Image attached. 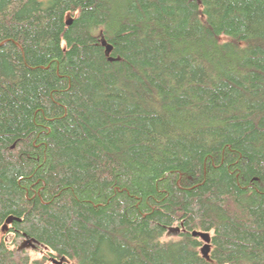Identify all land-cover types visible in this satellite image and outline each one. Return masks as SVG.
I'll return each mask as SVG.
<instances>
[{
  "label": "trees",
  "instance_id": "1",
  "mask_svg": "<svg viewBox=\"0 0 264 264\" xmlns=\"http://www.w3.org/2000/svg\"><path fill=\"white\" fill-rule=\"evenodd\" d=\"M60 257L264 264V0H0V264Z\"/></svg>",
  "mask_w": 264,
  "mask_h": 264
},
{
  "label": "water",
  "instance_id": "2",
  "mask_svg": "<svg viewBox=\"0 0 264 264\" xmlns=\"http://www.w3.org/2000/svg\"><path fill=\"white\" fill-rule=\"evenodd\" d=\"M100 41H101V44L105 47V53L106 54H109V52L111 51V47L110 45H108L104 39L103 36L100 37ZM113 58H110V60H112ZM191 234L193 236H197V237H200L203 241H204V244L202 245L201 247V253L204 257H207L208 256V252H209V234L206 233V232H200V231H192ZM38 246H43L42 244H40V242L38 240H36L35 238H23L19 244L17 245V251H21L23 248H36ZM16 251V252H17ZM53 264H67L68 261L66 258L64 257H60L59 259H54V258H51L50 260Z\"/></svg>",
  "mask_w": 264,
  "mask_h": 264
},
{
  "label": "rangeland",
  "instance_id": "3",
  "mask_svg": "<svg viewBox=\"0 0 264 264\" xmlns=\"http://www.w3.org/2000/svg\"><path fill=\"white\" fill-rule=\"evenodd\" d=\"M43 1H47V0H43ZM175 234H177V233L176 232H168V234H166L165 237L174 236ZM24 251H27L32 257H36V256L41 254V252L35 250V248L29 247V248H23L21 251H17L16 255L17 256H21V255L23 256L24 255V253H23ZM50 264H53V263L50 262Z\"/></svg>",
  "mask_w": 264,
  "mask_h": 264
},
{
  "label": "flooded vegetation",
  "instance_id": "4",
  "mask_svg": "<svg viewBox=\"0 0 264 264\" xmlns=\"http://www.w3.org/2000/svg\"><path fill=\"white\" fill-rule=\"evenodd\" d=\"M177 233H178V232H177ZM35 250H37V251H39V252H41V253H42V249H41V248H39V247L35 248Z\"/></svg>",
  "mask_w": 264,
  "mask_h": 264
}]
</instances>
